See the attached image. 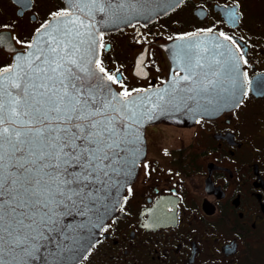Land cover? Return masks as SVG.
<instances>
[{
    "label": "flooded vegetation",
    "instance_id": "flooded-vegetation-1",
    "mask_svg": "<svg viewBox=\"0 0 264 264\" xmlns=\"http://www.w3.org/2000/svg\"><path fill=\"white\" fill-rule=\"evenodd\" d=\"M63 9V0H0V67L26 49L17 39L31 42ZM209 28L243 54L241 99L188 124L145 126L135 178L78 264H264V0H181L101 32L97 56L129 90H145L180 73L179 37Z\"/></svg>",
    "mask_w": 264,
    "mask_h": 264
},
{
    "label": "snow or ice",
    "instance_id": "snow-or-ice-1",
    "mask_svg": "<svg viewBox=\"0 0 264 264\" xmlns=\"http://www.w3.org/2000/svg\"><path fill=\"white\" fill-rule=\"evenodd\" d=\"M138 2L70 0L67 8L51 14L58 23L47 32L44 46L42 35L35 43L17 39V44L35 50L18 53L13 63L0 67V264H17V249L33 259L40 251V241L60 229L62 216L73 210L86 215L96 194L127 166L129 146L140 140V109L151 97L135 96L146 90H129L122 77L109 72L98 56L91 58L105 47L104 34H99L98 43L91 32L94 25L86 23V18L94 20L96 13L110 21L126 18L136 11ZM231 18L235 20V13ZM49 24L41 25L36 33ZM220 37L236 43L223 32ZM181 51L187 74L175 81L172 92H164L172 95L180 81L189 82L180 89L186 94L198 95L209 86L216 87L218 80L201 86L194 79L198 75L195 69L203 71L205 65L201 59L193 64L195 53L190 48ZM243 62L247 64V60ZM235 68L231 65L227 71ZM211 74L219 77L220 72ZM157 101L148 111L170 103L163 94H157ZM6 253L11 260L5 259Z\"/></svg>",
    "mask_w": 264,
    "mask_h": 264
},
{
    "label": "water",
    "instance_id": "water-1",
    "mask_svg": "<svg viewBox=\"0 0 264 264\" xmlns=\"http://www.w3.org/2000/svg\"><path fill=\"white\" fill-rule=\"evenodd\" d=\"M63 1L65 8H67L70 0ZM180 1L181 0H139L135 5L136 11L126 18L110 21L104 14L96 13L95 19L86 18V23L94 25L91 32L98 40L99 34L103 31L115 30L132 21H148L156 15L172 9L179 4ZM72 11L76 15H83L78 13L76 9H72ZM47 22H50L49 28L42 29L40 34L35 32L31 42L35 43V40L42 35L43 38L40 40V43L41 46H44L43 40L47 39V32L58 23L53 16ZM182 43L187 45L185 48H190L193 53H195L192 61L193 64L196 59H201V62L205 65L203 71L195 69L198 75L194 77V79L200 81L201 86L207 84L208 80H218L217 86L214 88L209 86L207 92H201L198 95L194 93L186 94L181 92L180 89L186 88L189 82L180 81L179 88H177L172 95L166 94L164 92L165 89L172 92L175 81L179 80L180 76L187 74L185 59L182 57L176 65L180 70L179 75L171 73L162 84L145 89L146 91L134 93L135 96L139 97L150 96L151 100L145 99V107L140 109L143 113L141 116V123L138 126L140 140L129 146L130 152L128 153L129 162L127 166L118 174L114 175L108 187L103 188L96 194L95 202L90 203L88 209L85 210L86 215H80L76 210H73L71 215L62 216L60 218V229L56 232L47 234L48 238L40 241V251L34 254L33 259L28 260V258L17 249V252L14 254L17 264H24L26 260L28 264H78L82 260L97 240L106 220L117 211L125 188L135 178L138 164L145 155L146 143L144 131L146 125L159 121L188 124L197 117L215 115L222 110L234 107L239 102L245 90V78L244 75H242L243 69L241 59L233 45L229 41L223 40V37H220L214 32L189 35L178 42V44ZM87 47L88 45H85V49H87ZM92 47L96 48L97 46L92 45ZM205 49H207V51H204ZM34 50L35 49H25L18 53H27L28 51ZM97 51L91 54V58L94 59L97 57ZM220 53H223V55H220ZM216 60H219L220 64H216ZM231 65H236V68L232 72H229L227 69ZM212 71L220 72L219 77L213 76L211 74ZM205 72L208 73L207 77L204 75ZM237 76V83L233 84L232 79ZM240 81L243 83L240 84ZM109 86L114 88L112 85ZM157 94L165 95V99L170 101V103L163 104V102H160L163 104L162 107L156 108L153 111H148L153 103L158 102ZM187 95H194L195 98L187 99ZM172 96H175L174 100ZM5 259L11 260L12 257L6 253Z\"/></svg>",
    "mask_w": 264,
    "mask_h": 264
}]
</instances>
